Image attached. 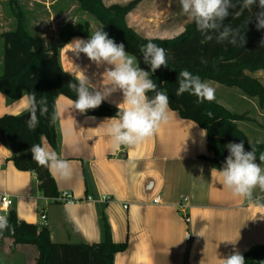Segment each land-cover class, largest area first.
Returning <instances> with one entry per match:
<instances>
[{
  "label": "crops",
  "instance_id": "1",
  "mask_svg": "<svg viewBox=\"0 0 264 264\" xmlns=\"http://www.w3.org/2000/svg\"><path fill=\"white\" fill-rule=\"evenodd\" d=\"M103 1L106 5L116 3ZM126 21L137 33L150 38L173 37L191 22L160 0H141ZM76 38L87 40L89 36L74 35L58 50L61 68L75 78L84 72L91 83L100 85L101 74L109 66L98 67L84 54L77 56L71 51L66 44ZM263 71L253 75L264 86ZM206 82L215 89L214 100L246 115L247 119L236 123L245 135H254L248 139L264 142L257 135L264 136V122L256 123L251 116L253 113L264 118V105L259 106L256 99L237 89L225 91L220 84ZM20 97L8 99L0 92V116L23 113ZM122 100V92L116 91L103 102L117 108ZM72 103L63 95L55 98V112L60 109L55 123L57 143L53 147L44 137L41 142L70 163L69 177L50 173L57 191L69 192L78 201L43 197L34 173L17 169L10 160V150L0 139V196H10V209L19 220L46 226L53 242L95 243L102 239L104 216L112 240L126 242V248L114 255L113 264H220L221 258L233 252L243 255L264 244V191L256 188L249 201L233 196L212 177L211 170L222 167L208 159L206 135H201L205 130L196 122L181 118L170 108L169 122L152 137L136 146L114 149L103 124L111 117L81 113L72 109ZM101 196L109 200L86 199ZM156 197L158 200L153 201ZM17 255L24 264H35L34 246L0 240V264H18L14 260Z\"/></svg>",
  "mask_w": 264,
  "mask_h": 264
},
{
  "label": "trees",
  "instance_id": "2",
  "mask_svg": "<svg viewBox=\"0 0 264 264\" xmlns=\"http://www.w3.org/2000/svg\"><path fill=\"white\" fill-rule=\"evenodd\" d=\"M82 11L92 16L98 27L103 29L116 43H123L128 53L137 58L140 67L151 72L143 62L140 46L151 42L165 49L167 67H161L150 78L157 84V91L169 97L170 108L181 118L190 119L206 130L208 159L214 166L222 167L229 155L226 145L244 143L245 151L255 149L257 162L264 154V142L249 140L237 126L236 121L247 119L245 114L228 110L216 100L197 103V98L189 93L176 95L178 74L188 70L199 75L202 81H211L239 90L248 98L264 105V86L253 74L264 69V29H257L255 13L258 7L246 9L236 17L230 15L224 23L239 28L246 37V43L236 45L224 41L217 43L214 38L205 42L204 35L193 22L185 24L183 30L170 38H150L137 33L127 24V15L141 0H129L124 4L106 5L103 0H72ZM15 26L0 34L3 41L2 72L0 92L8 99H17L23 93H35L37 100L45 98L48 113L37 116L39 125L30 130L27 126L28 113L0 116V139L11 152L13 165L35 175L37 190L47 199L59 195L55 182L47 167H40L31 158V146L41 143L44 137L51 146L57 143L56 125L51 123L55 114V98L63 95L70 100L76 93L69 88L75 77L64 71L58 61V50L74 35L90 36L88 22L82 29L60 34L55 37L32 35L25 23L26 15L18 0H7ZM242 2V0H241ZM239 9L230 10L234 12ZM94 31V32H95ZM206 61V62H202ZM149 97L155 95L148 93ZM118 109L105 102L88 110L92 116L113 117ZM212 116L209 117L208 113ZM207 158V157H206ZM10 229L0 233V240L10 239L13 245H32L36 250L35 264H113L117 252L126 248V242H114L104 216L101 217L102 239L95 243H57L50 239L49 229L24 220H19L13 209L7 215ZM245 264H264V244L254 246L243 254Z\"/></svg>",
  "mask_w": 264,
  "mask_h": 264
},
{
  "label": "clouds",
  "instance_id": "3",
  "mask_svg": "<svg viewBox=\"0 0 264 264\" xmlns=\"http://www.w3.org/2000/svg\"><path fill=\"white\" fill-rule=\"evenodd\" d=\"M181 13L193 22L197 30L204 35L205 42L215 39L217 43L228 41L236 45L245 44L246 37L239 28H233L224 23L230 16L238 17L242 11L254 6L259 8L255 13L257 29H264V0H177ZM172 0H169V6ZM236 10L230 12V10ZM77 56L84 54L98 67L107 65L102 75L100 85L91 83L90 78L82 72L76 76L75 82L68 86L76 93L72 109L81 113L94 110L101 106L112 93L121 91L123 100L117 105L115 116L106 119L104 131L111 138L112 147L136 146L152 137L170 120L171 109L169 97L162 91H157V84L150 78L162 66L167 67V53L164 48L149 42L140 46L143 62L150 66L151 72L140 67L135 55L126 51L123 43H116L103 29L92 33L87 40L76 38L66 44ZM206 62V61H202ZM102 89V90H98ZM154 92L153 97L148 93ZM189 93L197 98V103L212 102L215 99V89L199 75L188 70L178 74L177 96ZM22 112L28 113L27 126L34 130L39 125L40 116L48 113L45 98L37 100L36 94L22 96ZM22 114V113H21ZM209 117L212 113H208ZM60 116L58 108L50 122L55 124ZM201 135H206V130ZM229 155L222 168H213L211 175L235 197L252 200L253 191L259 188L264 191V154L257 156L255 149L245 151L244 143H229L226 145ZM31 158L40 167H47L53 176L67 178L71 175L70 163L62 159L44 142L33 144L30 149ZM202 171V169H201ZM10 229L6 215H0V233ZM231 243V242H230ZM220 264H245V257L233 252L220 259Z\"/></svg>",
  "mask_w": 264,
  "mask_h": 264
},
{
  "label": "rangeland",
  "instance_id": "4",
  "mask_svg": "<svg viewBox=\"0 0 264 264\" xmlns=\"http://www.w3.org/2000/svg\"><path fill=\"white\" fill-rule=\"evenodd\" d=\"M128 1L129 0H107V2H116L120 4H124ZM160 1L164 4H169V0ZM18 2L26 15L25 26L28 32L33 35L41 33L45 37L50 38L71 31H79L82 29V24L85 21L89 24V31H92L96 25L98 26L97 21L92 16L79 9L77 3L72 0H58L55 3H51L53 0H18ZM170 6L175 7L178 10V13L182 14L177 0H172ZM62 11L63 14H61ZM14 26L15 19L10 12L7 0H0V34L4 31L12 29ZM2 51L3 41L0 37V55H2ZM0 71H2V66H0ZM219 86H221V88L225 91L231 92L234 90V88L226 87L224 85ZM251 116L256 123L264 122L263 117H258L253 113ZM257 135L260 137L262 136V139L264 140L263 134ZM246 136H248L247 138L254 137V135L249 134H246ZM261 166L264 167V164ZM14 260H16L18 264H24V261L21 257H19V255H17Z\"/></svg>",
  "mask_w": 264,
  "mask_h": 264
},
{
  "label": "built area",
  "instance_id": "5",
  "mask_svg": "<svg viewBox=\"0 0 264 264\" xmlns=\"http://www.w3.org/2000/svg\"><path fill=\"white\" fill-rule=\"evenodd\" d=\"M87 200L89 201H97V200H100V201H104V202H107L109 200V198L107 196H101L99 199H93L91 197H86ZM55 200H59V201H62V202H76L78 201V199H75L69 192H66V191H63L61 193H59V195L57 196V198H55ZM158 198H154L153 201H157ZM11 205H12V200L10 198L9 195L7 194H2L0 196V215H8V212L11 208ZM126 207V205L124 206ZM40 220L43 221L45 220V216L42 214L40 215ZM185 221L188 222L189 221V217L186 216L185 217ZM189 235L187 234V238Z\"/></svg>",
  "mask_w": 264,
  "mask_h": 264
}]
</instances>
